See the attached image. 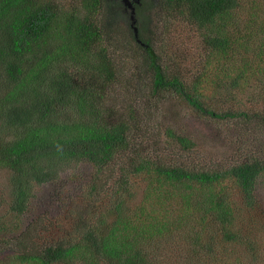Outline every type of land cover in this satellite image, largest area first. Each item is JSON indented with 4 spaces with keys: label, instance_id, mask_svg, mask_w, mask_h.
Masks as SVG:
<instances>
[{
    "label": "trees",
    "instance_id": "trees-1",
    "mask_svg": "<svg viewBox=\"0 0 264 264\" xmlns=\"http://www.w3.org/2000/svg\"><path fill=\"white\" fill-rule=\"evenodd\" d=\"M130 1L139 41L122 0H0V170L10 172L0 239L30 211L35 186L77 161L94 169L87 196L115 199L80 213L75 229L56 239L34 222L4 264H226L234 248L251 258L264 248L253 236L264 225L256 191L264 155L249 150L219 167L158 157L195 143L170 125L155 131L147 113L168 96L199 117L250 119L242 93L264 84V8L244 0ZM175 17L199 35L204 56L191 78L169 72L155 50ZM116 50L132 53L139 75H148L138 110L117 74ZM147 133L160 148L153 155L138 138ZM136 188L142 201L132 206ZM172 241L176 252L166 250ZM160 251L169 257L158 260Z\"/></svg>",
    "mask_w": 264,
    "mask_h": 264
},
{
    "label": "rangeland",
    "instance_id": "rangeland-1",
    "mask_svg": "<svg viewBox=\"0 0 264 264\" xmlns=\"http://www.w3.org/2000/svg\"><path fill=\"white\" fill-rule=\"evenodd\" d=\"M66 1L68 2V0ZM253 2L258 4L260 8H264V0H244V3L249 4V6ZM247 13L249 11L242 13V17H245ZM167 20L171 21L170 31L168 35L162 36L161 41L156 44L155 50L160 54L161 60L168 67L169 72L179 70L191 78L198 72L204 56L201 52L199 35L192 26L180 17H175V20L174 18ZM160 29L153 28L152 30L159 35ZM111 54L117 74L123 80L128 81L127 101L131 107L136 105L135 108L138 110L141 105H144L141 96L145 94L149 82L148 75H139L141 72L138 69L139 60L136 61L132 53L116 50L111 51ZM130 79H133V82ZM254 85L264 84H252V86ZM250 87L249 90L242 93L244 106L241 109L250 115V119L246 121L237 118L226 121L224 119L199 117L189 108L176 105L165 94L166 97L161 102L148 110L149 125H152L155 131H162L164 126L170 125L176 132L189 136L195 143V148L185 152H179L177 149L168 152L166 149L156 147V134L150 136L149 133L146 134V140L138 137L142 147L146 152L151 151L152 155V151L160 149L156 153L158 157L165 158L167 155L170 159L171 157L180 159L181 162L189 166L204 167L226 165L248 154L249 150L264 155V91L255 86ZM118 91L121 93V90ZM118 98L119 100L123 99L121 95H118ZM145 119V114L139 118L141 130L144 128ZM93 170L92 164L86 161H77L60 171L55 180L35 186V197L30 204V211L20 217L17 226L0 239V264H4L7 257L23 248L24 244L20 242L21 237L19 235L34 222L40 223L42 220L43 226L47 229L45 234L48 236V240L56 239L62 233H71L75 229L74 223H78V217L82 215L84 218L88 211L93 212L95 210L93 209L94 205H96V211L103 206L112 205L115 201L114 197H111L112 195H107L110 200L105 198V194L87 196V187ZM9 178L10 172L7 169H1L0 216L6 213L8 208ZM138 185L141 186L140 183ZM256 191L257 197L264 205V182H259ZM142 195L141 188H136L128 203L137 206L142 201ZM94 218L97 219L98 214ZM256 230L257 232L253 236L258 237L261 245L264 246V235L260 233L261 230H264V225L257 227ZM177 245L178 243L173 242L166 246V250L169 252L174 249L176 252ZM260 250H257L255 257L251 258L241 249L234 248L231 258L224 261L226 264H240L241 262L242 264H264V248H260ZM168 252L160 251L158 260L168 258ZM171 259H175V257L171 256Z\"/></svg>",
    "mask_w": 264,
    "mask_h": 264
},
{
    "label": "water",
    "instance_id": "water-1",
    "mask_svg": "<svg viewBox=\"0 0 264 264\" xmlns=\"http://www.w3.org/2000/svg\"><path fill=\"white\" fill-rule=\"evenodd\" d=\"M124 2L125 5H127V7L130 9V19L132 20V26H133V30H134V36L136 37V39L139 41L138 39V33H137V28L136 26L134 25L135 23V19H134V7L131 3L130 0H122Z\"/></svg>",
    "mask_w": 264,
    "mask_h": 264
}]
</instances>
